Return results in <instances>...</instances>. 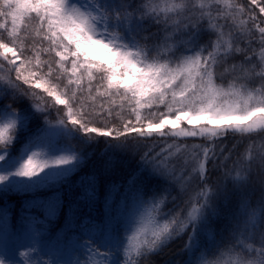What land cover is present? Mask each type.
I'll return each mask as SVG.
<instances>
[{"label":"snow or ice","instance_id":"6c2138e0","mask_svg":"<svg viewBox=\"0 0 264 264\" xmlns=\"http://www.w3.org/2000/svg\"><path fill=\"white\" fill-rule=\"evenodd\" d=\"M14 196L26 225L0 206V264H264V0H0ZM54 222L75 259L42 244Z\"/></svg>","mask_w":264,"mask_h":264},{"label":"trees","instance_id":"16d2710c","mask_svg":"<svg viewBox=\"0 0 264 264\" xmlns=\"http://www.w3.org/2000/svg\"><path fill=\"white\" fill-rule=\"evenodd\" d=\"M207 40V37H202V42H205ZM192 142V141H190ZM19 146V145H18ZM230 146V145H229ZM245 145H238V151L243 152L244 151ZM91 169V163L86 165L83 169H81L78 173H74L73 177L71 179H78L80 175L87 173ZM127 173H122L115 175L111 178H109L110 181H114L116 183H119L121 179L126 176ZM216 175H220L219 171H216ZM235 175V173H233ZM215 180V176L212 178ZM252 185H250L251 189V200L254 202L258 197H259V185L255 183L256 181V176L253 174L252 176ZM122 191V190H121ZM175 194V193H173ZM119 195L117 194L115 196L116 200H119ZM23 199L25 197L20 196L16 197L14 196L11 200H8L5 198L3 201H0V206H6L8 209H10L9 216H8V227L9 229L12 228L13 224L19 226L21 224H25L26 222L24 221L23 217L25 215L24 212L21 211V205L23 202ZM172 205L169 204V207ZM40 211H34L32 215L38 219L36 221V224L39 226L43 224V218L40 215ZM92 215L97 219H103L104 218V211L100 206H97V208L93 209ZM113 224H108V230L111 231V228L113 227ZM45 227L48 229L47 234L44 235V238L42 239V244L47 245L49 249H51V252L55 255L58 256L64 260H70V259H75L76 254L74 252V245L71 244L69 241H73L75 239V236H69L68 238H65L64 235L60 232V226L59 222H54L52 224L45 225ZM90 228L95 231L96 230V225H90ZM28 234L27 232V226L25 227V231L22 233V236L26 238V235ZM186 240V236H182L178 239L173 240L168 248L166 249L167 255L163 257V259H169L171 258L172 260H177V259H182L180 256H175L173 255L176 253L182 246L183 243ZM211 258V257H210ZM41 259H49V257H41ZM157 262V264H160L161 257H155L154 258Z\"/></svg>","mask_w":264,"mask_h":264},{"label":"rangeland","instance_id":"374dc122","mask_svg":"<svg viewBox=\"0 0 264 264\" xmlns=\"http://www.w3.org/2000/svg\"><path fill=\"white\" fill-rule=\"evenodd\" d=\"M38 219H35V221H34V223H35V226L36 227H39V225L38 224H36V221H37ZM27 232H28V234L26 235V238L27 237H29V236H31V231L27 228ZM45 234H47V231L46 232H44V235ZM75 240H76V238L75 239H73V241H69L71 244H73L74 246H75ZM99 261V258L97 257V258H94V262H93V264H97V262Z\"/></svg>","mask_w":264,"mask_h":264}]
</instances>
